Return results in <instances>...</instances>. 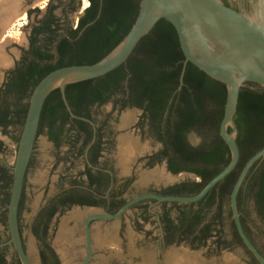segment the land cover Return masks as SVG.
I'll use <instances>...</instances> for the list:
<instances>
[{
	"label": "trees",
	"instance_id": "16d2710c",
	"mask_svg": "<svg viewBox=\"0 0 264 264\" xmlns=\"http://www.w3.org/2000/svg\"><path fill=\"white\" fill-rule=\"evenodd\" d=\"M85 2L88 5L75 26L71 18L84 7L79 0H49L43 13L38 10L28 12L29 16L34 15L28 35L30 46L23 52L20 67L6 85L8 92L15 90L20 95L25 94L26 103L21 105L17 98L18 108L10 121L7 111L0 112V127L6 128L14 122L22 129L31 92L49 73L66 67L93 65L106 57L133 26L140 0H102L98 17L99 0ZM183 60L174 29L165 21H160L139 42L124 65L104 77L67 85L64 89L68 105L76 117L90 119L95 106L109 102L141 111L139 125L146 122L151 137L161 147L150 159V167L165 163L170 175L186 174L196 179H188L161 193H154L162 196L197 195L230 160L229 151L219 136L226 89L187 64L183 85L178 91ZM4 104L8 106V103ZM234 123L240 154L234 171L195 204L158 206L164 243L162 248L187 244L196 249L212 242L217 250L228 249V243L222 239L220 232L225 220L231 228L232 243L244 250L250 264H257L237 235L231 219L229 197L246 162L264 147V89L247 85L240 90ZM79 132L86 135L84 148L91 139L89 126L69 117L59 91L54 90L42 108L37 137L45 134L49 142L59 149L64 142L67 145L78 142ZM191 135L199 139L195 146L189 142ZM18 140L19 137L17 143ZM11 186L12 168L0 165V226L5 231ZM71 186L68 183L50 199L32 224L31 233L38 243L40 264H59L47 242L49 224L55 216L72 205H92L94 202L92 198L75 197ZM23 197L22 189L18 221ZM124 203L114 201L112 208L117 211ZM236 203L244 234L264 258V253L251 240L249 225L252 222L248 211L251 206L264 224V159L250 170L238 192ZM141 219L147 222L149 217ZM6 250L7 247L0 249V264H9L5 259Z\"/></svg>",
	"mask_w": 264,
	"mask_h": 264
},
{
	"label": "water",
	"instance_id": "95a60500",
	"mask_svg": "<svg viewBox=\"0 0 264 264\" xmlns=\"http://www.w3.org/2000/svg\"><path fill=\"white\" fill-rule=\"evenodd\" d=\"M33 1L35 0H3L0 2V9L10 2L12 10L8 12L0 10V31L14 14L27 9ZM247 2L248 12H245L242 7L239 12H234L218 0H140L133 26L124 39L106 57L93 65L61 68L45 76L34 87L28 100L27 112L12 167V186L6 214L8 241L0 247L11 246L19 264H30L19 231L18 206L37 139L42 108L47 97L54 90H58L69 117L87 123L94 129V125L89 119L73 115L65 97V87L96 80L124 65L139 42L160 21H165L174 29L184 58L177 90L179 91L183 85L187 64L225 87L226 97L223 117L219 125V136L229 151L230 160L227 166L213 177L197 195L182 197L162 196L153 193L143 194L126 202L114 214L104 212L86 215L82 223L85 257L81 264H89L92 260L91 225L93 223L116 222L124 217L130 208L146 201L152 202V206L195 204L233 172L240 157L236 144L237 128L234 123L239 92L247 85H255L264 89V0H248ZM101 4L102 0H99L97 17L100 14ZM83 11L82 8L78 14L72 16V21L77 23ZM125 111L131 110L126 109ZM262 159H264V147L246 162L229 197L231 219L237 235L257 264H264V258L244 234L236 199L250 170ZM163 166L166 171L165 164ZM156 250L159 254L158 243ZM178 251L186 253L173 245L167 248L163 261L158 259L156 264H193V258L187 254L183 255L181 261H176L174 252ZM140 259H142V264H150L148 258L140 257Z\"/></svg>",
	"mask_w": 264,
	"mask_h": 264
},
{
	"label": "rangeland",
	"instance_id": "374dc122",
	"mask_svg": "<svg viewBox=\"0 0 264 264\" xmlns=\"http://www.w3.org/2000/svg\"><path fill=\"white\" fill-rule=\"evenodd\" d=\"M49 0H35L31 2L27 9L14 14L0 31V54L9 64L13 59H18L20 50L25 48V37L28 34L30 24L34 21V15L29 16L31 10L44 12ZM54 4V3H53ZM81 4L84 6L83 2ZM55 5V4H54ZM82 10V9H81ZM59 14V11H56ZM39 16L38 18H40ZM73 26L76 21L71 22ZM9 68V67H6ZM7 70V69H6ZM110 107L107 105L99 113L93 114L96 121H101L110 114ZM127 118L124 122V118ZM141 117V113L136 110L123 111L115 120L109 118L108 129L115 132V151L111 148L109 156L115 160L117 176H132L134 184L126 196V200H131L143 194L147 189L150 191H163L169 186L182 183L188 179L195 180L185 174L171 176L164 170V163L150 167V170H143L139 159L146 153H154L158 150L155 143L149 140L148 136H143L136 130L135 124ZM108 118V117H107ZM21 129L12 128L0 133V141L4 145V150L0 154V165L12 168L14 165L17 141ZM133 145V151L129 153V158L121 156L120 143ZM150 142V144H149ZM191 145L199 143V139L191 135L189 137ZM68 146L64 142L59 149L49 142L45 134L37 137L30 166L28 167L23 185V204L19 216V227L21 231L22 243L30 264H40L38 256V243L31 233L34 219L40 209L61 189L67 187L73 168L67 161ZM120 150V164L116 155ZM123 149V148H122ZM125 159H127L125 161ZM124 161V162H123ZM153 193V192H151ZM158 212L159 208L153 209ZM250 214L249 230L251 240L254 245L264 253V224L257 217L252 207H248ZM78 212L80 215L73 219L72 213ZM98 213L93 211L65 210L59 213L49 224L47 242L58 255L60 264H81L85 257L84 233L82 223L86 215ZM70 218V219H69ZM149 223H142L136 210L128 211L121 220L116 222H95L91 225L93 259L89 264H142V258H148L150 264H156L158 259L163 261L167 248L160 247L158 254L156 241L158 239V229L155 225V218H149ZM222 239L228 243V249L217 250L212 242L206 246L192 249L187 244L176 246L185 252H174L176 261H181L184 254L193 258V264H250L249 258L244 250L232 243L230 238L229 223L222 222L220 229ZM61 233V234H60ZM0 238L2 241L8 240V233L0 226ZM7 260L12 261L13 250L7 251ZM15 261V260H14Z\"/></svg>",
	"mask_w": 264,
	"mask_h": 264
},
{
	"label": "flooded vegetation",
	"instance_id": "af4514ba",
	"mask_svg": "<svg viewBox=\"0 0 264 264\" xmlns=\"http://www.w3.org/2000/svg\"><path fill=\"white\" fill-rule=\"evenodd\" d=\"M218 1H220L225 7H227L228 9L234 12H239L240 7H242L245 12L249 11V7L247 4L248 0H218ZM29 32H30V26L28 29V34L25 37V41H26L25 48H22V50H20L18 59H13L12 62L9 64L2 63L0 65V112L7 111L8 113L7 119L9 121L14 115V112H16L18 108L16 107L17 98L20 100L21 105L26 103L25 94L20 95L16 93L17 91L15 90H10V92H8L6 89V85L9 83V79L12 77L15 70L18 67H20L21 65L20 60L22 58L23 52L29 49V46H30L29 41H28ZM1 39H0V42H1ZM0 51H2L1 47H0ZM6 67H9V68H6ZM5 102L6 104L8 103L7 107L4 104ZM107 105L110 107V111H111L110 114L104 117L101 121H96L93 114L99 113L100 110H102ZM126 109L139 111L137 109H132L128 107L122 108L119 104L114 105L112 102H109L106 105L99 106V107L95 106L92 109L91 118L89 119L93 123L94 129L86 123L89 126V130L91 132V139L89 143L84 148L82 147L83 141L85 140L86 135L83 132H79L80 137H79L78 142H76L73 145H67L68 146L67 161H69V163L71 164L73 168V172L69 179V183H71L72 185L70 187L72 189V194L75 197L82 198V199H87V198L94 199V202L92 205H84V206L72 205L68 208V210H77V211L89 210L93 212H98V214L104 213V212L108 214H114L118 211V210L115 211L112 208V203L114 201H125V203L130 201V200H126V196L128 197L131 196L128 193L130 192L134 184V177L132 176L118 177L117 171L115 168V160H113V158L109 156V152L111 148L114 149L115 151V147L113 146H115L116 144L115 143L116 142L115 132H113L111 129H108L109 118L111 119L113 118L112 120H115L116 117H118ZM139 112L141 113V111ZM140 121H141V118H139L135 124L136 130L139 131L143 136H148L149 140L155 143L158 147V150L156 152L151 153V155H150V152H148L143 158L139 159V162L142 163V169L150 170V159L159 151L161 147L151 137L150 129L147 123L145 122L146 124L144 123L142 125H139ZM18 127L19 126L17 125V123L15 124L14 122H12L6 128L0 127V133L4 134L6 130L12 129V128H18ZM0 143H1L0 148H1V153H2L4 150V145L2 144L1 141ZM117 151L118 153L116 155V158L118 159V162L120 164V162H122L120 161V155H119L120 150L117 149ZM121 154L123 155L122 148H121ZM129 157L130 156L128 155L127 158ZM165 168H166V165H165ZM151 192H153L154 194V193H161L162 191L154 192V191H150V189H147L143 194H150ZM143 194H140V195H143ZM155 207H158V206H152V202L146 201V202H141L135 205L134 207L130 208L128 211L136 210L137 215L140 217V219L143 218V216L149 217V218L150 216L151 217L153 216L155 218V225L158 228V235H159L156 241V245L158 243L159 248H160L164 244L162 241L163 233H162V227L161 225H159L158 212H155L153 210ZM142 223L148 224L149 221L147 222L142 221ZM7 241L8 240L2 241L0 245L6 244ZM4 247H7L6 251H8L10 248L12 249L11 246H3V247H0V249ZM55 255L57 257L58 263L60 264L58 255L57 254ZM12 258H13L12 261H8L7 256H6L5 258L6 262L9 264H17V261H16L17 257L14 251H13ZM92 259H93V251H92Z\"/></svg>",
	"mask_w": 264,
	"mask_h": 264
},
{
	"label": "bare ground",
	"instance_id": "6f19581e",
	"mask_svg": "<svg viewBox=\"0 0 264 264\" xmlns=\"http://www.w3.org/2000/svg\"><path fill=\"white\" fill-rule=\"evenodd\" d=\"M3 0H0V2H2ZM83 4H84V7H83V9L84 8H86L87 7V3L85 2V1H83ZM10 2L9 3H7L5 6H3L0 10H3V11H5V12H8V11H12L11 10V8H10ZM10 9H9V8ZM7 9H9V10H7ZM2 63H4V60H3V57L1 56V54H0V65L2 64ZM127 118L125 117L124 118V122H125V120H126ZM120 146H121V148H123V157H128V155H129V153H131L132 151H133V145H130L129 143H122V144H120ZM128 159V158H127ZM127 159H125V161L127 160ZM80 215V213H78V212H74V213H72V215H71V218H73V219H75V218H77L78 216ZM70 219V218H69ZM61 234V233H60ZM65 264V263H64Z\"/></svg>",
	"mask_w": 264,
	"mask_h": 264
}]
</instances>
